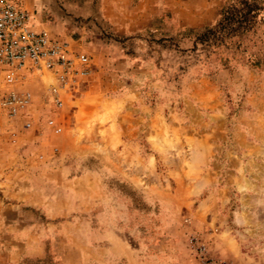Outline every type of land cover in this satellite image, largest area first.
Returning a JSON list of instances; mask_svg holds the SVG:
<instances>
[{
    "label": "rangeland",
    "instance_id": "374dc122",
    "mask_svg": "<svg viewBox=\"0 0 264 264\" xmlns=\"http://www.w3.org/2000/svg\"><path fill=\"white\" fill-rule=\"evenodd\" d=\"M234 3L238 4V0ZM26 7L34 13V27L52 36L71 39L89 55L92 68L93 60L98 64L107 60V66L117 57L141 60L154 85H158L155 88H161L159 84H162L164 94L169 96L168 113L158 109L152 119L151 140L166 161L163 166L173 168L170 173L180 189L195 192L194 184L201 181L210 184L214 194L211 196L214 203H208L203 210L190 209L192 203L187 201V210L174 211L170 201L135 191L131 197L137 210L129 212L120 207L123 219L120 234L129 242L116 244L112 252L105 254V261L109 264H264V9L250 32L208 49L201 42L196 44L197 34L178 29V21L171 12H164L152 30L125 33L114 30L104 19L101 0H28ZM219 12L205 25L216 26L221 18ZM184 17L186 22L192 20L187 13ZM104 74L108 78L106 85L117 81L107 72ZM51 81L45 76L27 84L34 94L35 111L43 103ZM86 86L80 93L66 98L60 110L63 132L55 135L46 130L42 137L46 140L53 136L59 148L63 145L57 139L67 137L77 150L84 152L79 159L92 157L83 164V169L99 167L105 179L89 180V187L104 186L107 191H99V199L110 198L113 202L117 196L111 191L121 192L119 196L123 198L129 191L128 184L113 175L107 164L97 162L96 157L98 153H106L101 145L108 134L101 127L112 124L124 105L104 98L111 95L109 88L97 96L85 94L88 98L82 99ZM190 101L200 108L193 125L189 115L181 114ZM75 107H79L77 125L71 128L69 112ZM47 115V112L40 114L39 128L44 126ZM0 124L2 139L8 141L7 132L13 124L7 119L0 120ZM236 127L241 128L238 134L234 131ZM17 128L21 140L31 141L38 133L36 129ZM236 139L240 149L234 148ZM16 144L8 142L3 150L8 154L9 167L14 165ZM43 146L42 152L36 149L28 152L37 163L41 153L47 159L60 153L58 149L57 154L48 153L45 148L50 145L46 141ZM81 165L77 164V171L82 169ZM228 173L231 177L226 179ZM137 182L143 183L141 179ZM195 235L207 244L208 260L201 257L192 243Z\"/></svg>",
    "mask_w": 264,
    "mask_h": 264
},
{
    "label": "crops",
    "instance_id": "0c3cea01",
    "mask_svg": "<svg viewBox=\"0 0 264 264\" xmlns=\"http://www.w3.org/2000/svg\"><path fill=\"white\" fill-rule=\"evenodd\" d=\"M222 3L223 0H101L104 19L114 30L125 33L150 28L164 12L173 14L177 27L203 26L216 17ZM27 4L28 0H22L23 6ZM184 13L194 21L186 22ZM93 62L91 83L81 98H88L85 96L88 93L97 96L109 88L111 95L104 98L124 105L112 124L101 127L108 134L101 145L106 153H98L96 160L107 164L113 175L128 184L127 196L121 198L122 193L113 190L115 201L99 199V191L104 193L106 188L89 187V180L105 179L99 173L100 168L83 169V164L92 157L79 159L84 152L64 136L57 139L62 148L55 146L53 136L44 140L43 134L36 133L31 141L20 139L14 150V165L9 167L8 154L3 151L9 141H3L0 128V264H109L105 254L112 252L116 244L129 242L120 234L123 226L120 207L129 212L137 210L131 197L137 190L170 201L174 211L187 210V201L195 211L214 203L208 183L194 184L195 192L180 189L170 173L173 168L163 166L166 161L154 148L152 119L158 109L168 113L169 96L164 94L162 84L161 88H155L158 85H154L147 66L141 60L118 57L110 60L108 66L107 60L102 64ZM108 67L113 70H107ZM104 72L117 81L106 85L108 78ZM100 110L104 112L102 107ZM78 111L79 107H75L69 112L71 128L77 125ZM181 114L189 115L193 125L200 108L190 101ZM234 131L238 134L241 128ZM45 141L50 145L45 148L48 153H60L37 163L29 153L32 149L42 152ZM234 143L237 145L234 148L240 149L237 139ZM51 146L59 152L55 153ZM78 163L82 164L80 171ZM230 177L228 173L226 179ZM139 179L142 184L137 182Z\"/></svg>",
    "mask_w": 264,
    "mask_h": 264
},
{
    "label": "built area",
    "instance_id": "2783aa9c",
    "mask_svg": "<svg viewBox=\"0 0 264 264\" xmlns=\"http://www.w3.org/2000/svg\"><path fill=\"white\" fill-rule=\"evenodd\" d=\"M33 22L34 13L22 5V0H0V120L7 119L13 124L7 132L11 143L21 139L17 126L22 131L36 129L39 134L46 130L61 134L64 122L60 110L66 98L80 93L90 83L93 72L91 58L71 39L52 36L34 27ZM45 76L52 81L46 87L43 103L35 111L34 94L27 84ZM43 110L48 115L44 126L39 128ZM39 160L44 162L46 155L39 154ZM191 241L201 257L208 260L207 244L196 235Z\"/></svg>",
    "mask_w": 264,
    "mask_h": 264
},
{
    "label": "trees",
    "instance_id": "16d2710c",
    "mask_svg": "<svg viewBox=\"0 0 264 264\" xmlns=\"http://www.w3.org/2000/svg\"><path fill=\"white\" fill-rule=\"evenodd\" d=\"M263 3L264 0H238V4L234 3V0H223L219 12L221 18L216 26L203 25L197 28L181 27L178 29H186V34H197L196 44L201 42L208 49L217 47L225 44L229 38L242 37L250 32L264 9ZM158 18L148 29L152 30L155 27V21Z\"/></svg>",
    "mask_w": 264,
    "mask_h": 264
}]
</instances>
